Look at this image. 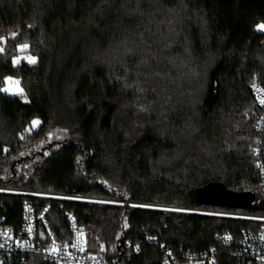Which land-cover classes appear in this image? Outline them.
Returning a JSON list of instances; mask_svg holds the SVG:
<instances>
[{"label": "trees", "instance_id": "trees-1", "mask_svg": "<svg viewBox=\"0 0 264 264\" xmlns=\"http://www.w3.org/2000/svg\"><path fill=\"white\" fill-rule=\"evenodd\" d=\"M259 23L264 0H0V185L214 208L196 204L193 190L217 181L253 191L254 205L240 210L263 215L253 155L264 149L253 97L254 86L264 87ZM25 42L35 63L13 65ZM6 77L21 94L3 92ZM33 119L39 125L25 134ZM49 136L58 146L43 158L17 157ZM20 202L0 196L6 223L19 225ZM63 206L98 235L105 264H160L162 248L181 256L212 245L216 264H233L215 235L251 227L199 214ZM48 219L67 237L55 202Z\"/></svg>", "mask_w": 264, "mask_h": 264}, {"label": "built area", "instance_id": "built-area-1", "mask_svg": "<svg viewBox=\"0 0 264 264\" xmlns=\"http://www.w3.org/2000/svg\"><path fill=\"white\" fill-rule=\"evenodd\" d=\"M253 97L259 115L256 119L258 128L264 130V87L254 86ZM259 179L264 187V149L257 146L253 149ZM20 197V222L18 226L6 223L0 215V264H27L28 256H39L45 264H105V258L87 250L85 229L75 215L65 209V202H84L86 199L107 200L97 205L121 206L123 208H142L164 212L199 214L222 219L244 220L251 227L239 235L222 231L215 235L217 242L227 246L228 257L233 264H264V214L229 208H178L169 205L137 203L122 201L114 204V199L84 197L57 193L47 190L25 189L9 185H0V196ZM59 205L66 222L67 237H57L49 224L51 203ZM145 239H148L147 237ZM217 247L209 246L198 254L178 255L170 248L161 249L160 264H216Z\"/></svg>", "mask_w": 264, "mask_h": 264}, {"label": "rangeland", "instance_id": "rangeland-1", "mask_svg": "<svg viewBox=\"0 0 264 264\" xmlns=\"http://www.w3.org/2000/svg\"><path fill=\"white\" fill-rule=\"evenodd\" d=\"M261 26H264V24L259 23L258 25H256V29L259 31H263L264 27H261ZM5 44H6V38L0 37V50L3 49ZM25 45H27V47H24ZM30 51L31 50H30L29 44L27 42L18 45L16 47L15 55L12 56V58H11L12 64L17 65L21 61L28 63V64H33L30 62L29 58L34 59L36 61V57L33 56ZM4 89H8V91H4ZM2 90H3V92H5L9 95H19L23 91L19 82L12 77H6L4 79V84H3ZM254 103H255V101H254ZM255 105H256V103H255ZM258 112H259V110H258ZM38 125H39V120L33 119L31 121L30 125L26 127L25 134L31 133L33 130H35L37 128ZM21 137H23V135ZM57 146H58V144L56 142H54V140H51V137L49 136L46 139L41 140L40 142L35 144L33 147L27 149L26 151L21 152V154H19L17 157L22 156L23 158L25 157L26 159L31 157V159H35V160L41 159L44 156H46L51 149H54ZM18 166H19V164H17L15 167H18ZM11 172L13 174V170ZM8 173H10V172H8ZM86 200L90 201L92 204H97V203H101V202H103V203L107 202L108 203L107 200H100V199H86ZM122 201H125V200L114 199L113 203L116 205H120L122 203ZM119 207H121V206H119ZM121 208H123V207H121ZM175 211L181 212L184 210L175 209ZM85 234H86L85 240H86L87 250L91 253L96 254V255L103 256L101 253L102 244L100 242L98 235L95 232H88V233L85 232Z\"/></svg>", "mask_w": 264, "mask_h": 264}, {"label": "water", "instance_id": "water-1", "mask_svg": "<svg viewBox=\"0 0 264 264\" xmlns=\"http://www.w3.org/2000/svg\"><path fill=\"white\" fill-rule=\"evenodd\" d=\"M196 204L215 207L248 209L254 205L253 191H234L221 182L211 181L193 190Z\"/></svg>", "mask_w": 264, "mask_h": 264}, {"label": "snow or ice", "instance_id": "snow-or-ice-1", "mask_svg": "<svg viewBox=\"0 0 264 264\" xmlns=\"http://www.w3.org/2000/svg\"><path fill=\"white\" fill-rule=\"evenodd\" d=\"M261 27H264V26H261ZM13 35H15V34H13ZM24 47H27V45H25ZM29 60H30L31 63H35L34 59L29 58ZM4 91H8V89H4Z\"/></svg>", "mask_w": 264, "mask_h": 264}]
</instances>
